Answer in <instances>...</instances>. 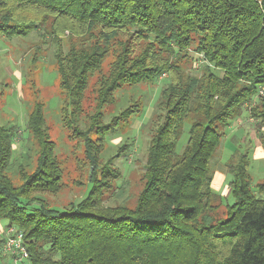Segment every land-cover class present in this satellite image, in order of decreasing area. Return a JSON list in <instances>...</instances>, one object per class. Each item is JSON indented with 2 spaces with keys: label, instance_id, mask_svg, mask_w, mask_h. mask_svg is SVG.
Wrapping results in <instances>:
<instances>
[{
  "label": "trees",
  "instance_id": "obj_1",
  "mask_svg": "<svg viewBox=\"0 0 264 264\" xmlns=\"http://www.w3.org/2000/svg\"><path fill=\"white\" fill-rule=\"evenodd\" d=\"M32 33L58 47L56 81L73 121L90 122L78 134L94 171L79 202L52 205L65 184L44 105L28 114L25 135L37 140L38 158L31 173L20 165V184L9 173L24 134L0 125V221L23 233L31 264H264V183L252 187L239 138L223 165L232 202L214 189L227 132L245 111L264 150V0H0V38ZM191 54L211 66L207 77L185 78L176 62ZM165 74L148 124L143 190L133 208L106 206L104 190L124 176L114 162L133 145L124 141L103 163L105 144L143 115L150 99L138 87ZM93 78L97 107L89 115ZM128 89V106L104 123L103 110ZM5 241L0 234V259Z\"/></svg>",
  "mask_w": 264,
  "mask_h": 264
},
{
  "label": "rangeland",
  "instance_id": "obj_2",
  "mask_svg": "<svg viewBox=\"0 0 264 264\" xmlns=\"http://www.w3.org/2000/svg\"><path fill=\"white\" fill-rule=\"evenodd\" d=\"M67 37L63 44L68 46L70 41L68 42ZM121 38L124 41L127 40L125 37L121 36ZM195 48L194 45L190 49ZM57 49V45H54L48 36L44 37L38 33H32L27 38L18 37L8 41L0 38V125L19 126L22 131L21 135L24 134L15 146L12 162V168L14 169L9 173L13 180L20 184L19 176H17L20 165L25 166L27 172L31 173L36 167L38 158L37 140L31 137L32 135H25L28 114L31 113L35 104L44 105L47 133L57 147L56 154L63 166L65 184L64 193L60 198L48 200L52 205L67 206L69 203L79 202L83 198V193L88 189L87 184L94 169L85 158L81 134H78L79 130L87 132L90 122L88 120L87 125L84 126L85 117L83 116L81 117V126L75 120L73 121L70 109L67 110L66 108L68 105L66 104L65 94L59 88V82L56 81L57 73L54 72L55 67L52 65V61ZM111 51L112 49L104 62V71L106 72L115 60L114 52ZM191 56L194 59L186 56L182 57L179 63L176 62L185 78L189 75L207 77L212 71L211 66L202 61L201 58L195 60L198 58H195L194 54H191ZM167 78L168 76L165 74L156 83L143 84L138 87V91L143 90L146 92L147 99H150L149 101L146 100L147 104L143 115L132 123L128 134L121 135L119 133L121 137L111 136L108 143L105 144L107 152L103 163H106L110 156L116 154L124 141L133 145L128 157L123 156L114 162V165L123 171L124 176L122 179L112 182L113 188L104 190L103 200L106 206L115 207L118 205L133 208L136 205L144 186L143 173L146 164V151L151 135L148 124L152 120L153 108L159 97L160 87L164 85ZM96 82L97 79L93 78V90L89 93L86 109L89 115H92L97 107V95L94 89V83ZM131 91L133 90L128 89V91L120 92L117 96V105L108 106L103 110L104 123H110L128 106L127 96ZM63 109L69 113L70 121H73L69 129L65 127ZM75 128H77V131ZM126 132L125 130L124 133ZM227 133L224 150L222 149L223 156L220 159L216 173V175L223 178V183L219 189L215 188V190L229 202H232L233 198L225 194L231 176L223 168L224 161H227L233 152L230 149V146H234L232 137L234 136L242 141V149L249 155V172L252 177L253 188L264 182V162L262 158L255 156V144L259 145L260 142L256 137L254 121L250 118L248 112L245 111L242 117L234 121ZM95 134L94 130L90 136L95 138ZM187 141L188 126L185 127L184 135L180 140L179 152L182 151ZM30 165L32 167H29ZM101 171L102 169L97 172L99 179H101ZM262 196L264 197V194ZM0 226V229H3L1 235L7 239L8 230L10 229L7 228V222L0 221ZM0 264L31 263L28 260L15 263L12 257L4 256L0 259Z\"/></svg>",
  "mask_w": 264,
  "mask_h": 264
},
{
  "label": "built area",
  "instance_id": "obj_3",
  "mask_svg": "<svg viewBox=\"0 0 264 264\" xmlns=\"http://www.w3.org/2000/svg\"><path fill=\"white\" fill-rule=\"evenodd\" d=\"M261 93H264V89H261ZM2 255L10 256L15 263H21L29 259L27 247L24 243V235L18 232L15 228L8 230V238L6 239L2 247Z\"/></svg>",
  "mask_w": 264,
  "mask_h": 264
},
{
  "label": "crops",
  "instance_id": "obj_4",
  "mask_svg": "<svg viewBox=\"0 0 264 264\" xmlns=\"http://www.w3.org/2000/svg\"><path fill=\"white\" fill-rule=\"evenodd\" d=\"M254 144H255V142H254ZM254 149H255V156H257L258 158L259 157L262 158L263 159V162H264V150L261 147V144H259V145L255 144V148ZM221 155L223 156V152L221 153ZM228 156H230V155H228ZM222 183H223V178L220 175H216V177H215V183H214V189L215 188H218L219 189L221 187ZM217 193H219V192H217ZM225 194L228 195V196H230V189H229V187L226 189ZM0 228H1V226H0ZM0 230H1L0 231V234H1L3 232L2 231L3 229H0Z\"/></svg>",
  "mask_w": 264,
  "mask_h": 264
}]
</instances>
